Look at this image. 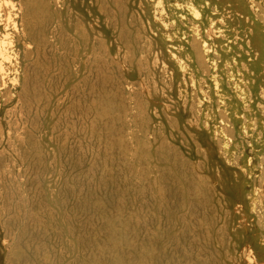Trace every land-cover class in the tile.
<instances>
[{
	"label": "rangeland",
	"instance_id": "1",
	"mask_svg": "<svg viewBox=\"0 0 264 264\" xmlns=\"http://www.w3.org/2000/svg\"><path fill=\"white\" fill-rule=\"evenodd\" d=\"M0 264H264V0H0Z\"/></svg>",
	"mask_w": 264,
	"mask_h": 264
},
{
	"label": "bare ground",
	"instance_id": "2",
	"mask_svg": "<svg viewBox=\"0 0 264 264\" xmlns=\"http://www.w3.org/2000/svg\"><path fill=\"white\" fill-rule=\"evenodd\" d=\"M35 83H37V82L35 81Z\"/></svg>",
	"mask_w": 264,
	"mask_h": 264
}]
</instances>
